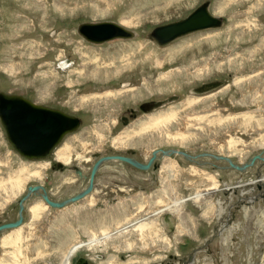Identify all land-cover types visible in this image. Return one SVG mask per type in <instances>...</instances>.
<instances>
[{
  "label": "rangeland",
  "instance_id": "obj_1",
  "mask_svg": "<svg viewBox=\"0 0 264 264\" xmlns=\"http://www.w3.org/2000/svg\"><path fill=\"white\" fill-rule=\"evenodd\" d=\"M202 4L219 27L166 46L151 39ZM99 22L133 37L92 44L77 31ZM1 92L81 125L32 161L0 125V225L33 184L56 202L76 195L104 155L146 163L176 149L242 165L264 153V0H0ZM158 157L147 172L105 164L93 193L62 209L33 196L20 227L0 232V264H61L76 244L147 217L68 264H264V162L241 173L206 156Z\"/></svg>",
  "mask_w": 264,
  "mask_h": 264
},
{
  "label": "water",
  "instance_id": "obj_2",
  "mask_svg": "<svg viewBox=\"0 0 264 264\" xmlns=\"http://www.w3.org/2000/svg\"><path fill=\"white\" fill-rule=\"evenodd\" d=\"M221 21L219 18L212 16L207 11V4L199 6L187 18L169 25L157 26L151 33L150 37L160 45H167L172 40L185 36L186 34L199 32L204 29H214L219 27ZM80 35L93 44L112 41L114 39H125L133 37L131 31L120 27L116 23L99 22L96 24L85 23L78 27ZM210 85V84H209ZM206 86V85H205ZM204 86V87H205ZM213 87V86H211ZM209 89L206 86L204 89ZM0 124L7 135V140L11 147L19 156L26 160L43 159L51 153L60 140L67 134L73 133L80 125V119L70 117L60 110L51 109L46 106H39L29 102L19 95H9L0 93ZM163 157L170 155H179L187 161H195L198 157H209L216 161H223L227 164L225 168L235 169L241 173H246L255 161H263V152L252 156L245 164L237 165L229 158L224 156H214L211 154L187 155L179 150H155L151 152L150 159L146 164L138 162L134 158L126 156H103L99 158L90 169V176L85 189L75 196L63 200L62 202L51 201L46 190L41 185L33 184L27 187V193L19 201L17 220L0 225V232L6 229H15L20 227L23 222L22 212L25 203L33 196H39L42 201L49 207L61 209L76 201L90 195L93 189V181L98 169L107 162H123L141 171H147L153 163L158 160L157 155ZM256 182L261 183L259 175H256ZM252 183V182H251ZM250 183L240 184L239 187L247 186ZM258 188H260L258 186ZM220 205V204H219Z\"/></svg>",
  "mask_w": 264,
  "mask_h": 264
},
{
  "label": "bare ground",
  "instance_id": "obj_3",
  "mask_svg": "<svg viewBox=\"0 0 264 264\" xmlns=\"http://www.w3.org/2000/svg\"><path fill=\"white\" fill-rule=\"evenodd\" d=\"M197 197H199V195H196V196L193 195V196H191V198H197ZM177 203H178V201L176 202V204L171 205L169 207L176 206ZM169 207H167V208H169ZM164 209L165 208H163V210ZM162 211H160V212H162ZM147 218H142V219H147ZM142 219L141 220H138L136 222H132L133 224L130 223V224L126 225V226L120 227V229H118L116 231H113L111 233H108L107 231H103V233H101V234L98 235L99 236V238H97L98 242H96L95 239L92 238L91 240L87 241L86 243H78V244H76L75 246L71 247V249L69 250V254L67 253L68 256H66L67 254L65 255V257L63 258V261H62L61 264H68V262H69L68 258H70L73 255L74 252L78 251L81 248V246H87L88 248H92L93 246L100 245L103 241L106 240V238H108L111 235H114L115 233H116V235H118V234H120L122 232H126V231H121V230H124V229L130 230V228H134V227L139 228V227H141L142 226V223L144 222ZM99 247H102V246H99Z\"/></svg>",
  "mask_w": 264,
  "mask_h": 264
},
{
  "label": "flooded vegetation",
  "instance_id": "obj_4",
  "mask_svg": "<svg viewBox=\"0 0 264 264\" xmlns=\"http://www.w3.org/2000/svg\"><path fill=\"white\" fill-rule=\"evenodd\" d=\"M139 220H141V219H139ZM142 220H145V219H142ZM136 221H138V220H136ZM136 221H134V222H136ZM131 224H133V223H131ZM128 225V224H127ZM79 242H82V241H79ZM98 246V245H97ZM81 248H84V246H81ZM80 248V249H81Z\"/></svg>",
  "mask_w": 264,
  "mask_h": 264
}]
</instances>
